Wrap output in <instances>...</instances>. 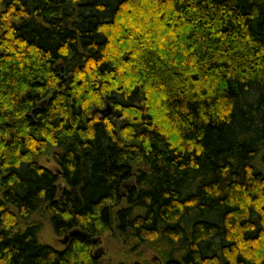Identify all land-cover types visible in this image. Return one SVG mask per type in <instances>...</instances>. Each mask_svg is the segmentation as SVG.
Segmentation results:
<instances>
[{
    "label": "trees",
    "instance_id": "obj_1",
    "mask_svg": "<svg viewBox=\"0 0 264 264\" xmlns=\"http://www.w3.org/2000/svg\"><path fill=\"white\" fill-rule=\"evenodd\" d=\"M107 237L264 264V0H0V264Z\"/></svg>",
    "mask_w": 264,
    "mask_h": 264
},
{
    "label": "rangeland",
    "instance_id": "obj_2",
    "mask_svg": "<svg viewBox=\"0 0 264 264\" xmlns=\"http://www.w3.org/2000/svg\"><path fill=\"white\" fill-rule=\"evenodd\" d=\"M45 166L55 169L54 164H46ZM39 219V217H34ZM65 237L56 236L52 225L49 222L45 223V228L40 235L42 244L53 246L58 250H63L67 244L63 241ZM132 241H124L119 237L103 238L102 244L94 249V253L100 258L103 264H161V256L156 252L151 245H143L135 250L132 248Z\"/></svg>",
    "mask_w": 264,
    "mask_h": 264
},
{
    "label": "water",
    "instance_id": "obj_3",
    "mask_svg": "<svg viewBox=\"0 0 264 264\" xmlns=\"http://www.w3.org/2000/svg\"><path fill=\"white\" fill-rule=\"evenodd\" d=\"M103 113H107L106 115L112 116L113 115L112 108L108 105V107L105 109V111ZM72 237H81L83 239H86V240L94 243V244L101 242L100 238L96 239V238H93L92 235L85 234L80 230H75V231L71 232L68 236L65 237V240L63 241V243L68 244V242L70 241V239ZM96 256L98 257V254Z\"/></svg>",
    "mask_w": 264,
    "mask_h": 264
}]
</instances>
